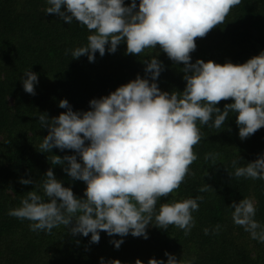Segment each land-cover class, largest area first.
Instances as JSON below:
<instances>
[{"label":"clouds","instance_id":"clouds-1","mask_svg":"<svg viewBox=\"0 0 264 264\" xmlns=\"http://www.w3.org/2000/svg\"><path fill=\"white\" fill-rule=\"evenodd\" d=\"M241 0H44V14H55L68 25L76 22L89 33L86 43L66 49L73 59L86 56L91 63L98 53L114 54L125 45V54L140 55L157 46L174 63L184 67L183 91L163 92L157 79L164 65L156 56L143 60L144 78L122 84L114 91L89 101L87 111H73L66 99L58 116L37 114L40 128L47 129L39 152L52 149L72 155L47 156L51 166H60L72 181L85 185L83 196L64 187L52 167L39 180L21 178L22 185H34L7 215L28 221L29 230L51 234L63 227L75 237L98 243L100 232L119 236L109 243L117 250L123 237L148 239L147 228L167 230L169 225L189 235L195 226L192 213L199 210L203 195L163 202L178 189L189 165L197 159L193 146L201 140L200 127L219 129L231 113L235 115L238 137L247 139L264 127V50L243 64L223 65L197 59L194 38L204 37L224 22L229 10ZM158 54V53H157ZM23 91L35 95L38 74L25 70L20 77ZM223 109L218 102L229 100ZM231 116V118H232ZM199 125V126H198ZM215 159V154H209ZM205 156V159L209 158ZM231 161L232 176L264 182V152L248 163ZM207 175V173H206ZM229 175V174H228ZM211 188L204 184L200 193ZM212 190V189H211ZM234 225L249 237L264 243V224L255 219L256 201L243 197L227 206ZM221 225L212 227L218 234ZM208 235L209 228L203 229ZM78 243V241H77ZM164 259L150 258L147 264H193L165 251ZM194 259V258H193ZM99 264H121L116 259L99 258ZM135 264H142L140 259Z\"/></svg>","mask_w":264,"mask_h":264},{"label":"trees","instance_id":"trees-1","mask_svg":"<svg viewBox=\"0 0 264 264\" xmlns=\"http://www.w3.org/2000/svg\"><path fill=\"white\" fill-rule=\"evenodd\" d=\"M130 2L125 0V5ZM44 7V0H0V264H99L101 257L121 264H135L136 259L147 264L150 258L166 260L165 251L177 259H192L193 264H264V243L234 225L227 208L243 197H252L255 219L264 224V182L231 175L233 159L240 157L242 165L264 152V127L241 141L231 113L219 129L200 127L201 140L193 146L197 159L189 165L191 174L157 203L159 207L163 202L204 196L199 210L192 213L195 226L187 236L172 225L167 230L149 226L147 240L129 234L117 250L109 240L121 239L119 236L109 237L101 231L99 242L90 244L91 234L73 237L62 226L51 234L36 233L29 230L28 221L7 215L34 188L18 181L39 180L49 167L64 187L83 196L84 183L72 181L60 166L53 167L47 160L52 154L63 157L72 151L53 148L52 153L39 152L47 129L40 128L37 114L58 116L66 111L58 107L61 99H66L73 111L90 110L91 99L108 95L137 75L144 78L143 60L151 55L164 65L156 81L161 91L181 92L185 87L184 65L168 59L159 46L140 55H126L122 44L114 54L106 51L101 57L97 53L91 63L86 56L73 59L70 52L65 55L66 49L85 44L89 33L76 22L68 25L55 14H44ZM194 42L191 63L197 59L221 65L245 63L264 50V0H241L222 24ZM30 69L38 74L35 95L25 93L19 80ZM231 102L229 98L216 106L223 109ZM209 154H215V159ZM204 184L212 190L200 193ZM217 224L221 230L214 235L211 229ZM204 228L210 229L208 235Z\"/></svg>","mask_w":264,"mask_h":264}]
</instances>
